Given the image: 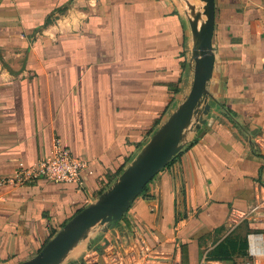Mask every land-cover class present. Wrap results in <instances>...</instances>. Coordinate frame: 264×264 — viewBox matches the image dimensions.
<instances>
[{"label": "crops", "instance_id": "obj_1", "mask_svg": "<svg viewBox=\"0 0 264 264\" xmlns=\"http://www.w3.org/2000/svg\"><path fill=\"white\" fill-rule=\"evenodd\" d=\"M177 1L0 0V181L56 139L90 164L79 183L0 184V264L38 254L188 97L195 11ZM213 48L209 114L124 221L165 251L181 243L190 264L229 238L232 213L250 210L264 184V155L248 140L264 132V0H216ZM251 226L234 237L247 240Z\"/></svg>", "mask_w": 264, "mask_h": 264}, {"label": "water", "instance_id": "obj_2", "mask_svg": "<svg viewBox=\"0 0 264 264\" xmlns=\"http://www.w3.org/2000/svg\"><path fill=\"white\" fill-rule=\"evenodd\" d=\"M178 1L188 3L187 0ZM204 2L205 6L202 9L204 17L199 15L189 19L194 39L192 48L194 82L188 97L155 132L148 145L118 180L101 194L96 202L77 213L38 254L19 264H63L80 242L87 238L88 232L98 225L104 227L102 241L122 222L133 204L141 198L145 188L181 152L185 133L188 130H200L204 116L208 115L211 109L209 100L212 95L209 83L213 78L216 61L213 48L216 0ZM194 10V7L191 8V11ZM186 15L190 18L193 14L187 11Z\"/></svg>", "mask_w": 264, "mask_h": 264}, {"label": "built area", "instance_id": "obj_3", "mask_svg": "<svg viewBox=\"0 0 264 264\" xmlns=\"http://www.w3.org/2000/svg\"><path fill=\"white\" fill-rule=\"evenodd\" d=\"M254 150L264 155V132L249 136ZM89 161L74 156L60 139L53 143L50 154L28 169H20L3 178L0 184L18 187L44 179L50 182L79 183L89 170ZM264 218V184H258L252 208L246 212L235 211L230 217L229 236L242 224H258ZM264 222V221H263ZM211 251L205 250L197 264H214ZM73 264H190L183 260L182 244L177 242L172 251L162 249L161 239L156 241L151 231L140 226H127L124 222L113 228L101 242L87 249ZM242 264H264V231L253 230L247 237V252Z\"/></svg>", "mask_w": 264, "mask_h": 264}, {"label": "trees", "instance_id": "obj_4", "mask_svg": "<svg viewBox=\"0 0 264 264\" xmlns=\"http://www.w3.org/2000/svg\"><path fill=\"white\" fill-rule=\"evenodd\" d=\"M156 177L154 178V180L156 179ZM153 181L151 182V184L153 183ZM151 184L145 188L141 197L148 195ZM118 225H120V223ZM251 228H252V230L264 231V225H261V224L253 223ZM50 239H48V241ZM39 251H38V253H39ZM246 252H247V240H245L243 238H239V237H234V234H232L229 236V238H227L225 241L221 242L215 249H213V251H211L210 258L214 261H227V260H230L237 255H241L244 258L246 256ZM183 253H184L183 254L184 260L187 261V250H185L184 247H183ZM197 263H198V261L194 262V264H197Z\"/></svg>", "mask_w": 264, "mask_h": 264}, {"label": "rangeland", "instance_id": "obj_5", "mask_svg": "<svg viewBox=\"0 0 264 264\" xmlns=\"http://www.w3.org/2000/svg\"><path fill=\"white\" fill-rule=\"evenodd\" d=\"M175 1H177V0H175ZM187 1H188L187 5H182L181 2L177 1L178 2V5H179V8H180V10L182 12H183V8H184L185 11H189L190 12L191 11V8L194 7L195 14L193 15V18H195L196 17V14H198V13H200L199 15H202L203 14L202 9L205 6L204 0H195V1L194 0H187ZM194 2H195V4H194ZM186 8H190V9H186ZM199 15H197V16H199ZM126 218H127V215L122 220V222H124ZM103 235H104V227L98 225L97 227L91 229L88 232L87 238L84 239V240H82L80 242V244L78 245V247H76L70 253V255L66 258V260L63 262V264H71V263L79 260L82 257V255L84 254V252L89 247H92V246H94L95 244H98L101 241Z\"/></svg>", "mask_w": 264, "mask_h": 264}]
</instances>
